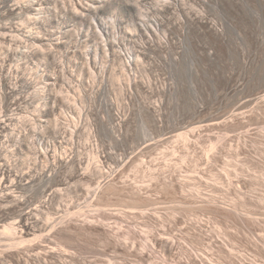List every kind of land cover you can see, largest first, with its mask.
<instances>
[{"label":"rangeland","instance_id":"1","mask_svg":"<svg viewBox=\"0 0 264 264\" xmlns=\"http://www.w3.org/2000/svg\"><path fill=\"white\" fill-rule=\"evenodd\" d=\"M3 123L0 264H264V0H0Z\"/></svg>","mask_w":264,"mask_h":264},{"label":"bare ground","instance_id":"2","mask_svg":"<svg viewBox=\"0 0 264 264\" xmlns=\"http://www.w3.org/2000/svg\"><path fill=\"white\" fill-rule=\"evenodd\" d=\"M33 4V3H32ZM75 7V6H74ZM78 8H75V10ZM77 11V10H76ZM74 12V11H73ZM72 12V13H73ZM80 13V12H79ZM74 15V14H73ZM82 15V14H81ZM78 16V15H77ZM6 25V24H5ZM4 70V69H3ZM5 82V81H4ZM6 90V89H5ZM71 95V93H69ZM73 97V95H71ZM67 102H69V99H67ZM71 117V116H70ZM71 119H74L71 117ZM4 122V121H3ZM6 127V123H3V125H0L1 130L3 131ZM179 135V134H178ZM181 137V135H179ZM186 136V135H185ZM34 142V141H33ZM27 143V142H26ZM29 144V142H28ZM47 154V151L45 152ZM3 157V156H2ZM49 157V156H48ZM37 158V157H36ZM1 159V158H0ZM7 159H5L6 161ZM36 160V159H34ZM57 161V159H55ZM54 160V161H55ZM59 162V160H58ZM9 164V163H8ZM46 164V163H45ZM48 164V163H47ZM12 166V165H11ZM45 166V165H44ZM41 173V172H40ZM16 174V173H15ZM22 175V174H21ZM12 173L11 169H9L8 165L6 163L0 162V200L3 198H6L8 196V192L6 193V190L11 189L14 184L15 178H11ZM31 178V177H30ZM36 178V177H35ZM19 180V179H18ZM23 180V179H22ZM27 181V180H26ZM25 182V181H24ZM29 182V181H27ZM19 183V181H18ZM23 183V181H22ZM22 185V184H21ZM15 189V188H14ZM13 190V189H12ZM10 192V191H9ZM14 194V193H12ZM14 199H19L18 195H13ZM2 210V209H1ZM27 215V214H26ZM0 234L4 237L9 238L11 241V246H16L24 241H31L33 236L35 235V232L32 231V227L29 224V221L25 219L24 214H20L18 217L17 222L13 221H5V219H2L0 216ZM2 246V245H1ZM9 246V245H8ZM6 247V246H4ZM1 256V253H0Z\"/></svg>","mask_w":264,"mask_h":264}]
</instances>
